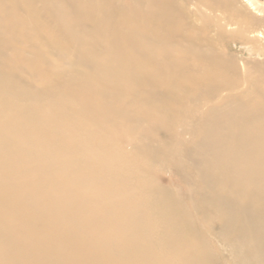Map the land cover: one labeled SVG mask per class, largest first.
<instances>
[{"label":"bare ground","instance_id":"obj_1","mask_svg":"<svg viewBox=\"0 0 264 264\" xmlns=\"http://www.w3.org/2000/svg\"><path fill=\"white\" fill-rule=\"evenodd\" d=\"M0 264H264V2L0 0Z\"/></svg>","mask_w":264,"mask_h":264},{"label":"rangeland","instance_id":"obj_2","mask_svg":"<svg viewBox=\"0 0 264 264\" xmlns=\"http://www.w3.org/2000/svg\"><path fill=\"white\" fill-rule=\"evenodd\" d=\"M258 1H260V2H264V0H258ZM229 49H230V51L231 50H235V51H242L244 48L242 47V46H237L236 47V44L234 43H232V45L230 44V46H229ZM237 49V50H236ZM248 55H253V54H251V53H247ZM240 56H241V54H240ZM165 181L167 182V183H169V184H172V185H174V186H178V187H180V189H181V192H182V194H184L185 193V191H186V184H185V182L182 180V178L177 174V172H175V171H172L170 174H169V176L168 177H166L165 178Z\"/></svg>","mask_w":264,"mask_h":264}]
</instances>
